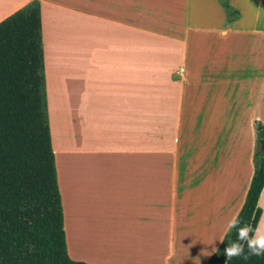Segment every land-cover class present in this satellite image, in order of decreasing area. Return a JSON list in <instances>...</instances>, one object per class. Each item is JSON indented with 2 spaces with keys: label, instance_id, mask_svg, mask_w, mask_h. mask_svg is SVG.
Instances as JSON below:
<instances>
[{
  "label": "crops",
  "instance_id": "obj_1",
  "mask_svg": "<svg viewBox=\"0 0 264 264\" xmlns=\"http://www.w3.org/2000/svg\"><path fill=\"white\" fill-rule=\"evenodd\" d=\"M30 1L0 0V21ZM37 1L48 126L68 257L110 264L82 248L122 246L146 252L164 245L162 257L169 260L174 253V238L169 237L173 205L166 237L153 238L154 226L161 227L159 220L154 222V206L161 203L156 192L163 185L171 204L177 192L191 187L208 190V217L198 221L193 235L184 236L179 249L209 248L220 232L213 245L217 248L242 204L253 159L229 155L225 149L190 181L180 172L153 171L156 114L167 136L174 115L179 123L181 116L199 113L205 97L212 100L217 94L185 90V76L174 81L170 75L174 65H183L185 30L182 25L169 27V19H183L186 0ZM190 82L198 80L192 77ZM224 82L232 99L234 82L231 77ZM258 88L262 99L264 90ZM263 106L257 104L256 109ZM184 108L190 110L182 112ZM255 120L264 126V113ZM248 129L254 143V127ZM210 170L215 178L207 181ZM256 206V225L264 228V185Z\"/></svg>",
  "mask_w": 264,
  "mask_h": 264
},
{
  "label": "rangeland",
  "instance_id": "obj_2",
  "mask_svg": "<svg viewBox=\"0 0 264 264\" xmlns=\"http://www.w3.org/2000/svg\"><path fill=\"white\" fill-rule=\"evenodd\" d=\"M223 1L186 0L183 19H169V27L182 25L185 30L184 62L172 67V80L184 75L185 90L217 91V94L216 99L205 97L199 113L195 109L197 114H185L179 123L174 115L167 136L163 135L160 114H156L154 173L180 172L190 181L203 169L208 170L212 157L223 155L225 149L229 155L244 158L247 154L253 159L254 143L250 142L251 130L248 128L257 124L262 126L255 117L264 113V108L256 109L257 104L264 103V97L258 98V87L264 90V0H227L234 10L232 13L224 9ZM192 77L198 82H190ZM228 77L234 82L232 99L225 93L230 91L226 88L228 83L224 82ZM256 79L261 82L257 83ZM141 82L146 84L145 80ZM188 110L184 108L182 112ZM213 172L210 170L207 174V181L215 178ZM156 193L161 203L154 206V216H157L154 222L159 220L161 227L154 226L153 238L166 237L167 218L173 205V227L169 237L174 238V253L169 260L162 257L164 245L146 252L122 246L104 250L101 245L96 248L86 245L82 251L110 264H200L205 261L220 232L209 248L182 251L179 247L184 236L195 233L198 221L208 217V190L191 187L177 192L172 204L168 187L163 185Z\"/></svg>",
  "mask_w": 264,
  "mask_h": 264
},
{
  "label": "trees",
  "instance_id": "obj_3",
  "mask_svg": "<svg viewBox=\"0 0 264 264\" xmlns=\"http://www.w3.org/2000/svg\"><path fill=\"white\" fill-rule=\"evenodd\" d=\"M222 6L234 11L227 0ZM263 185L264 126L257 124L252 174L235 215L242 224L256 226ZM221 240L216 254L200 264H224V248L236 240V230ZM0 264H90L66 252L37 0L0 21ZM229 264H264V257L234 258Z\"/></svg>",
  "mask_w": 264,
  "mask_h": 264
},
{
  "label": "clouds",
  "instance_id": "obj_4",
  "mask_svg": "<svg viewBox=\"0 0 264 264\" xmlns=\"http://www.w3.org/2000/svg\"><path fill=\"white\" fill-rule=\"evenodd\" d=\"M228 230H236V240L230 241L223 251L224 264H229L234 258L248 260L252 256L264 257V228L259 224L255 227L242 224L238 217L231 219L227 225ZM223 243V240L220 241ZM218 249L212 248L207 257L216 254Z\"/></svg>",
  "mask_w": 264,
  "mask_h": 264
},
{
  "label": "bare ground",
  "instance_id": "obj_5",
  "mask_svg": "<svg viewBox=\"0 0 264 264\" xmlns=\"http://www.w3.org/2000/svg\"><path fill=\"white\" fill-rule=\"evenodd\" d=\"M157 253V252H156ZM161 253V252H160Z\"/></svg>",
  "mask_w": 264,
  "mask_h": 264
}]
</instances>
